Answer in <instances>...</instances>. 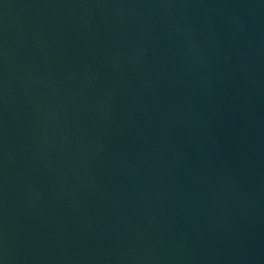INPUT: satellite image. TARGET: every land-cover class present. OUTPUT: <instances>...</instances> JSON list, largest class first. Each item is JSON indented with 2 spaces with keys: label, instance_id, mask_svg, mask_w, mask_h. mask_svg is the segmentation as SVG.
Instances as JSON below:
<instances>
[{
  "label": "water",
  "instance_id": "1",
  "mask_svg": "<svg viewBox=\"0 0 264 264\" xmlns=\"http://www.w3.org/2000/svg\"><path fill=\"white\" fill-rule=\"evenodd\" d=\"M0 264H264V0H0Z\"/></svg>",
  "mask_w": 264,
  "mask_h": 264
}]
</instances>
